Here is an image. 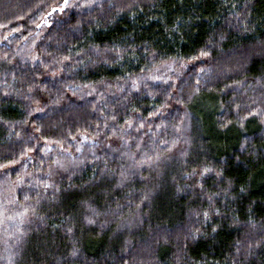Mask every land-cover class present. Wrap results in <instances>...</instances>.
<instances>
[{
  "label": "trees",
  "instance_id": "1",
  "mask_svg": "<svg viewBox=\"0 0 264 264\" xmlns=\"http://www.w3.org/2000/svg\"><path fill=\"white\" fill-rule=\"evenodd\" d=\"M0 165V264H264V0H0Z\"/></svg>",
  "mask_w": 264,
  "mask_h": 264
},
{
  "label": "snow or ice",
  "instance_id": "2",
  "mask_svg": "<svg viewBox=\"0 0 264 264\" xmlns=\"http://www.w3.org/2000/svg\"><path fill=\"white\" fill-rule=\"evenodd\" d=\"M93 2H95V0H93ZM67 4H68V0H64V6L65 7H67ZM101 7H102V5H101ZM56 9H54V11H55ZM60 11H63L64 10V8H60L59 9ZM201 55H207V53H201ZM193 59H195V57H193ZM201 71H203V69H201ZM153 79H159V77H153ZM197 83H199V82H197ZM134 88H138V85H137V83H133V85H132ZM235 103V102H234ZM253 104H255V101H253ZM236 108L237 109H239L240 108V105L239 104H236ZM35 111H37V112H40V111H43V109H41V108H37ZM252 114H256V115H259V113H253L252 111H251V109H249V115H252ZM113 119H115V117H113ZM127 124H128V126L129 127H131L132 126V121H127ZM143 125H141V127H142ZM222 126H227L226 124H224V125H222ZM37 131H39V129H37ZM125 144H127V141L125 140ZM29 151H32V149H29ZM150 159V158H149ZM157 159H158V157H157ZM15 162V161H14ZM57 164L60 166V167H64V165L63 164H60L59 163V161H57ZM0 167H7V165H0ZM112 171H115V170H112ZM213 171H215L214 169H210V168H208V167H204L198 174L200 175V177H201V179H203V177L204 176H206L209 172H213ZM193 174H197V173H193ZM119 175L121 176V182H123V181H126L127 179H129V175L127 174V172L126 171H124V170H122V171H120V173H119ZM216 175H221V173H219V172H217L216 173ZM41 183L43 184V186H44V188L45 189H47V188H49V187H51V185L50 184H48V183H46V182H44V181H41ZM201 188H203V184H200L199 185ZM243 190V189H242ZM25 199H27V197H25ZM145 199H147V197H145ZM213 211L217 214V215H219V210L218 209H213ZM203 215L207 218L208 217V213L207 212H205V213H203ZM88 223H95V221L94 220H92V219H89L88 220ZM70 230V229H69ZM215 230V229H214ZM195 238V237H194ZM238 251H239V249H237Z\"/></svg>",
  "mask_w": 264,
  "mask_h": 264
}]
</instances>
